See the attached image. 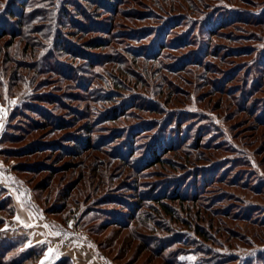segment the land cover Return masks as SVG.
I'll return each instance as SVG.
<instances>
[{
  "label": "trees",
  "instance_id": "16d2710c",
  "mask_svg": "<svg viewBox=\"0 0 264 264\" xmlns=\"http://www.w3.org/2000/svg\"><path fill=\"white\" fill-rule=\"evenodd\" d=\"M132 1L0 0V99H19L5 120L8 129L0 143L17 141L42 128L64 130L63 139L36 140L35 148L24 154L59 145V153L80 156L84 172L78 174L87 182L95 165L124 167L125 175L131 177L125 183L130 182L127 187L134 190L133 199L110 191L101 192L100 198L108 195L107 203L125 204L118 222L129 227L150 259L159 258L160 264H264V203L252 199L264 195L263 163L253 162L248 151L221 158L220 151L237 149L228 139L217 140L221 125L215 116L202 108L182 111L189 103L183 108L170 107L158 97L164 94L166 100L186 92V87L174 84L159 70L179 72L175 76L180 78L183 72L189 79L194 77V68L202 66L208 72L204 80L213 92L231 98L232 104L263 124L264 72L257 73L261 78L250 79L251 67L259 59H242L249 57L252 45L233 53L241 61L234 59L233 67L223 69L233 59L228 58L227 50L217 49L220 46L213 36L231 24L219 26L206 43L201 30L215 4L195 0L179 11L176 2L168 3L161 9L177 12L175 15L157 23L160 25L135 29V22L154 18L156 12L140 13ZM103 13L104 20L108 19L105 28L96 26ZM123 24L134 27L125 30ZM78 32L92 36L80 42L73 38ZM150 36L152 40L143 42ZM167 48L186 51L166 63ZM243 63L247 69L240 73L238 65ZM51 85L40 92L41 87ZM236 90L240 96H235ZM259 92L261 97L255 95ZM16 117H24L28 123H19V127L13 123ZM127 119L134 122L122 123ZM106 121L118 122V127H107ZM28 165L33 173L45 170L52 177L55 171L39 158ZM151 167L154 169L149 171ZM214 171L218 174H212ZM249 173L254 180H247ZM136 175L149 179L140 181ZM95 177L99 185L94 191L99 193L103 172ZM74 189H80L74 179L62 188L66 202H78L73 198ZM2 191L6 190L0 187ZM6 198L7 207L0 203V212H5L0 213V227L16 210L10 196ZM107 210L110 214L122 212L106 209L104 214ZM69 220L64 217V223ZM27 240L25 235L14 239L0 236V264L39 263L46 243L28 245ZM51 264L73 261L63 256Z\"/></svg>",
  "mask_w": 264,
  "mask_h": 264
},
{
  "label": "rangeland",
  "instance_id": "374dc122",
  "mask_svg": "<svg viewBox=\"0 0 264 264\" xmlns=\"http://www.w3.org/2000/svg\"><path fill=\"white\" fill-rule=\"evenodd\" d=\"M191 1L193 2L195 0H182V2L181 0L132 1L131 5H135L137 11L140 13L153 11L155 14L156 12L154 18H145L135 22V29H140L146 25L152 24L160 25L157 23L163 20L165 21L170 15H175V13H177L169 10L163 11L161 9L163 5L166 6L169 5L168 3L176 2L177 5H180V7H176V9H179V11H185L186 8L184 5L190 4ZM208 1H210L211 5L215 4L216 6L212 10V13H209L210 15L201 27L204 37L203 43H206L205 41L211 37L212 32L218 29L219 26H224L225 24L230 23L231 25L227 24L228 26L226 25L222 29L223 32H219L217 36H213L214 42L220 46L217 47V49L222 52L227 50L226 55L230 54L228 58L233 59L232 61H227V63H225L226 65L224 64L223 69L233 67V61L234 59H237L232 56L233 53L237 54L238 50L240 51L247 44H250L252 46L250 47L251 49L248 50L251 52L249 57L242 56V59H252V57L259 59L257 64L255 63L254 66L251 67L250 76V79L252 80H256V78L258 79L260 75L257 73L264 72V23H257L260 20L264 22V0ZM142 15L149 16V14ZM104 17H106L105 13L100 14L98 18L99 23H97L96 26L100 25L104 28L108 26V19L104 20ZM247 20L249 23L246 24L245 22ZM175 21H177V19L172 20L171 23L174 25ZM171 23L169 24L171 25ZM124 27L125 30H129L134 26L123 24V28ZM184 28L185 27H183V29ZM178 29L181 30L182 26H178ZM91 36L92 35L88 33L81 34L78 32L73 35V38L81 42ZM5 38L7 37L2 38V40ZM151 38L152 36L148 37L147 40H143V42L149 41ZM161 38H163V36ZM260 38L262 39L259 40ZM14 48L15 47L12 49ZM167 51L168 55L163 58V61L166 63L173 60L174 57L180 56L181 53L186 51V48H167ZM237 61L241 60L237 59ZM244 65L245 63L240 66L238 65V67L241 68L240 73H243L247 69ZM238 67L236 68L237 70L239 69ZM194 69V77L190 76L189 79L185 78V73L183 72H181V75L183 76L180 78L175 76V74H179V72L175 73L176 71H174L173 73H170L164 69L159 70L160 73L165 72L167 77L172 79L174 84L179 82L186 87V92L183 96L178 95L176 98L169 97L166 100L164 94H160L158 97L170 107L176 105L183 108L184 104L189 103V105H186L187 107L183 108L182 111L184 109L196 111V109L202 108L204 111L215 116L218 124L222 126H220L219 131H217V140L223 141L224 139L226 141V139H228L231 141L229 143L233 144V149H237V152H231V150L220 151L221 158L230 155L236 156L240 152L248 151L252 155L250 156L252 157L253 162L259 161L260 163H263L262 165L264 166V123L259 124L258 122H260V120L256 119L255 115L237 108L232 104L233 101L231 98L213 92L208 82L204 80V76L205 74H208V72L204 70L202 66ZM209 74L213 75V73ZM216 74L221 75L222 73ZM235 82L236 81H233L231 84H235ZM52 83H56V81L52 80ZM51 87L53 86H43L40 88V92ZM262 94L263 93L259 92L255 95L261 97L260 95ZM235 96H240L239 90H236ZM220 98H222L223 104H221ZM226 99H228V102ZM18 102L19 99H17L16 96L0 99V137L2 133L8 129L5 120L11 113L10 111L12 107ZM258 110H260V108ZM27 121L28 119L24 117H16L13 119V123H17L19 127V123L25 125L28 123ZM132 122H134L133 119L122 120V123L126 124ZM104 123H107V127L110 128L118 127V122L116 124L113 121H106ZM45 129L47 128L28 132L27 134H24L21 139L14 142L6 141L0 143V187L6 190L0 192V203L7 207L9 201L6 197L10 196L15 208L17 202L18 204L21 203L23 206L31 209L38 218V224L54 236L53 242H55V245L53 246V254H51V257L46 260H44L45 258L43 255L37 264H51L54 259L63 256L70 257L73 264H160L161 261L159 258L150 259L152 256L150 257L149 252L144 250L139 241L130 234L129 227H125L118 222V218L122 217L121 215L126 209L124 208L125 204L122 203L118 205L115 203H107L109 200L108 195L104 200L100 198L103 195L101 192L110 191L112 193L120 194L121 196L125 195L127 199H133V194L131 193H133L134 190L127 187L130 182H128V184L125 183L127 180L131 181V177L125 175V168L111 163L108 168H105L104 165H95V171L91 172V180L90 182H87L86 178H80L81 176L78 174L79 171L84 172L82 166L84 162H80V156L72 157L65 155L64 153H59V145L53 150L24 154L26 151H31L35 148V143L33 142L36 140L63 139L61 135L64 130L50 132V130L48 131ZM71 129L74 130V128ZM71 129L69 131H72ZM234 145L237 148H234ZM1 152L6 153L3 154ZM38 158L44 163L54 166L56 172L52 171L50 174L53 175L52 177L48 176V172L45 170H41L37 173L29 171L30 169L27 168L29 166V161ZM114 163L117 164V161L114 160ZM148 169L149 171H152L154 167ZM220 169L222 170L223 168ZM100 171H102L104 175V178L100 179V186L101 188L103 187V190L96 193L94 187L99 185V179L95 176L96 174H99ZM218 171H214L212 174L217 175ZM251 172L254 173V171ZM247 177L249 178L247 180H254L255 178H252V173H249ZM136 178L140 181H147V179H149L146 176L138 175H136ZM155 178L156 177L152 179ZM71 179H74V182L76 181L80 188L79 191L74 189L72 192L74 194V200H78V202L76 201L77 203L72 200H67L66 202L63 198L64 193H61L62 188L66 184H69ZM242 179H244V177ZM90 186L92 187L90 188ZM142 187L143 186H141V188ZM252 199L264 203V195L257 197L253 196ZM106 209H118L122 212H120V214H110L107 210L108 212L104 214L103 211ZM0 213L5 214L4 211H1ZM15 214L16 210L14 215L9 216L6 222L0 227L1 237L14 239L21 235L26 236V234H18L20 232L18 228H12V226L16 225V223L13 222ZM65 216L70 219L67 223H64ZM75 224L77 228L74 227ZM26 244L31 245L33 243L27 240ZM74 250L77 252L76 261L71 257V253H73Z\"/></svg>",
  "mask_w": 264,
  "mask_h": 264
},
{
  "label": "crops",
  "instance_id": "0c3cea01",
  "mask_svg": "<svg viewBox=\"0 0 264 264\" xmlns=\"http://www.w3.org/2000/svg\"><path fill=\"white\" fill-rule=\"evenodd\" d=\"M13 222L16 225L12 226L14 229H19L18 234H26L28 241L34 242H45L47 244L46 252L44 253V260L49 259L53 254V246L55 245L54 236L47 232L40 224H38V218L34 212L23 206L21 203L16 202V214L13 217ZM50 241V242H49ZM77 252L74 250L71 253V257L76 261Z\"/></svg>",
  "mask_w": 264,
  "mask_h": 264
}]
</instances>
